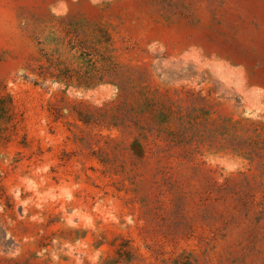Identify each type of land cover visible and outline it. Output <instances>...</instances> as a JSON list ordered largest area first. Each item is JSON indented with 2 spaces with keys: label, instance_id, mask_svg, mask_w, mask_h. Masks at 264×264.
Returning a JSON list of instances; mask_svg holds the SVG:
<instances>
[{
  "label": "rangeland",
  "instance_id": "374dc122",
  "mask_svg": "<svg viewBox=\"0 0 264 264\" xmlns=\"http://www.w3.org/2000/svg\"><path fill=\"white\" fill-rule=\"evenodd\" d=\"M0 264H264V0H0Z\"/></svg>",
  "mask_w": 264,
  "mask_h": 264
}]
</instances>
